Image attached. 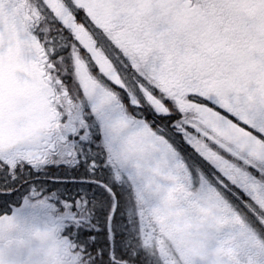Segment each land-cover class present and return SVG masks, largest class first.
Returning a JSON list of instances; mask_svg holds the SVG:
<instances>
[{
	"label": "snow or ice",
	"instance_id": "1",
	"mask_svg": "<svg viewBox=\"0 0 264 264\" xmlns=\"http://www.w3.org/2000/svg\"><path fill=\"white\" fill-rule=\"evenodd\" d=\"M0 264H264V0H0Z\"/></svg>",
	"mask_w": 264,
	"mask_h": 264
}]
</instances>
